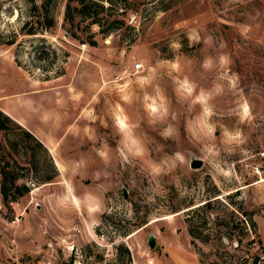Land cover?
<instances>
[{
	"label": "rangeland",
	"instance_id": "374dc122",
	"mask_svg": "<svg viewBox=\"0 0 264 264\" xmlns=\"http://www.w3.org/2000/svg\"><path fill=\"white\" fill-rule=\"evenodd\" d=\"M32 1L0 0V100L22 91L63 171L0 111V261L264 255V0H84L78 28L47 0L55 23L25 32Z\"/></svg>",
	"mask_w": 264,
	"mask_h": 264
},
{
	"label": "trees",
	"instance_id": "16d2710c",
	"mask_svg": "<svg viewBox=\"0 0 264 264\" xmlns=\"http://www.w3.org/2000/svg\"><path fill=\"white\" fill-rule=\"evenodd\" d=\"M72 1L73 0H67L66 1L63 18H64V22L67 23L70 28H75V27L78 28L79 17L82 15V11H83V7L85 5V2L83 3L84 0H78V1L82 2V4L78 8L79 11L74 12L71 10ZM46 4H47V0H41L40 4H37L36 2H34V0L32 1L31 8L34 9V11L32 12V16L27 18L24 21V23L22 24V26L26 25V27L24 28L25 32H34V31H37L38 29L47 28V27H49L55 23V15L52 11L51 12L48 11V7ZM41 6L43 9H41ZM28 23H30V24L28 25ZM81 30L86 31V28H81ZM70 33L74 36H77L75 34L74 30H71ZM88 37H89L88 38L89 42L95 43V38H93L90 33L88 34ZM3 40L4 39L1 38V36H0V42ZM9 41H12V40H9ZM0 111H2L4 113V116L6 119L14 121L20 127H23L26 134L36 138L39 143L43 144V142L31 130H29L25 126L21 125L16 120H14L11 116H9L7 113H5L1 108H0ZM1 123L2 124H0V125H3V126L5 125V122L2 121ZM0 171L2 174V181H1V188L0 189H1L2 193H4V195H6L7 194L6 188H7V181H8L7 180V174H6V170L3 166L0 167ZM47 177H48V175H47ZM47 179H49V177ZM47 179H45V180H47ZM9 180L11 183H13V186L15 188L13 193H12V199L16 198L18 194L23 192V190L27 189V186L23 185V187H24L23 188L19 184L15 183L14 182V176L12 178H10ZM251 222L255 226V221L253 219L251 220ZM259 257H260V259L262 258V263L264 264V255L255 256L254 259L252 260L251 264H257V258H259ZM0 264H8V263L5 261H0ZM74 264H76V263H74Z\"/></svg>",
	"mask_w": 264,
	"mask_h": 264
},
{
	"label": "crops",
	"instance_id": "0c3cea01",
	"mask_svg": "<svg viewBox=\"0 0 264 264\" xmlns=\"http://www.w3.org/2000/svg\"><path fill=\"white\" fill-rule=\"evenodd\" d=\"M22 91H15L12 92L13 96L15 95V100H13L10 103H6L4 100H0V108L7 113L9 116H11L14 120L19 122L21 125L25 126L29 130H31L47 147V149L50 150V155L52 157V160L55 164V167L57 168L58 172L63 171L61 168V165L63 164L62 157L53 149L54 144L52 143V138L45 133V126H40L33 124V122L29 119L30 115H33V113L26 114L29 109V104L22 100V97L18 96L21 95ZM39 110V109H38ZM37 110V111H38ZM38 118H41V113L38 111L37 113ZM43 121H46L47 118L43 119ZM46 126L49 124L47 121L44 123Z\"/></svg>",
	"mask_w": 264,
	"mask_h": 264
},
{
	"label": "water",
	"instance_id": "95a60500",
	"mask_svg": "<svg viewBox=\"0 0 264 264\" xmlns=\"http://www.w3.org/2000/svg\"><path fill=\"white\" fill-rule=\"evenodd\" d=\"M189 161H190V165L193 166V167H199L202 165L203 163V157L202 156H199V155H196L194 153H190L189 155ZM124 188V191L126 190L125 187ZM147 242L149 244V246H153L156 242V235L154 232H150L148 234V237H147Z\"/></svg>",
	"mask_w": 264,
	"mask_h": 264
},
{
	"label": "built area",
	"instance_id": "2783aa9c",
	"mask_svg": "<svg viewBox=\"0 0 264 264\" xmlns=\"http://www.w3.org/2000/svg\"><path fill=\"white\" fill-rule=\"evenodd\" d=\"M82 43H84V42H82ZM142 66V62L141 61H138V62H135V68H139V67H141ZM153 261V259L152 258H147V262L148 263H151Z\"/></svg>",
	"mask_w": 264,
	"mask_h": 264
}]
</instances>
